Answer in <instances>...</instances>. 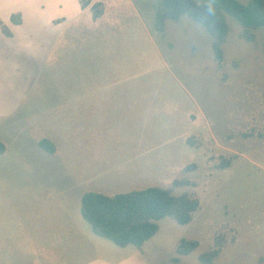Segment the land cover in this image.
Masks as SVG:
<instances>
[{
  "label": "rangeland",
  "instance_id": "374dc122",
  "mask_svg": "<svg viewBox=\"0 0 264 264\" xmlns=\"http://www.w3.org/2000/svg\"><path fill=\"white\" fill-rule=\"evenodd\" d=\"M99 1L100 16L47 38L45 61L0 117V264H202L219 237L211 264H264V26L247 42L224 13L218 68L211 37L187 16L159 32L155 0ZM174 179L188 183L174 194L199 208L185 225L160 219L139 249L94 235L80 216L84 192ZM180 239L198 246L178 256Z\"/></svg>",
  "mask_w": 264,
  "mask_h": 264
},
{
  "label": "trees",
  "instance_id": "16d2710c",
  "mask_svg": "<svg viewBox=\"0 0 264 264\" xmlns=\"http://www.w3.org/2000/svg\"><path fill=\"white\" fill-rule=\"evenodd\" d=\"M81 9L92 12L97 18L103 12L99 0H79ZM224 13L234 19L241 27V37L247 42L255 41V33L264 26V0H155L153 5V27L161 32L165 20L177 21L185 15L198 23L211 37V50L214 60L221 68L223 54L221 44L227 34ZM15 24L20 19L11 16ZM3 35L11 36L9 30L0 22ZM186 142H191L187 139ZM3 145L0 143V152ZM223 161L219 166H226ZM194 165L184 167L190 171ZM184 179H174L169 187H146L141 190L116 193L111 196L99 192H84L79 197V213L89 225L92 233L111 241L123 248L133 246L139 249L158 230L157 222L162 218H171L179 225L191 221L192 214L198 210L199 201L187 193L174 194L173 189L187 185ZM222 239L219 237L210 250L199 255L202 264H211L220 252ZM194 240L180 239L176 248L178 256H185L196 249ZM177 259H175L176 261Z\"/></svg>",
  "mask_w": 264,
  "mask_h": 264
},
{
  "label": "crops",
  "instance_id": "0c3cea01",
  "mask_svg": "<svg viewBox=\"0 0 264 264\" xmlns=\"http://www.w3.org/2000/svg\"><path fill=\"white\" fill-rule=\"evenodd\" d=\"M85 12L79 0H0V22L18 36L13 41L0 31L1 38L10 40L0 41V117L11 113L16 104L19 93L14 85L32 81L45 61L47 38L50 41L64 21ZM11 16L20 22L13 23ZM30 35H38L37 40Z\"/></svg>",
  "mask_w": 264,
  "mask_h": 264
}]
</instances>
